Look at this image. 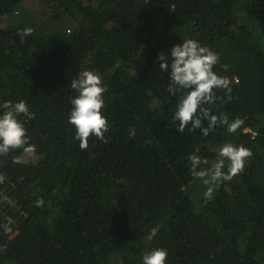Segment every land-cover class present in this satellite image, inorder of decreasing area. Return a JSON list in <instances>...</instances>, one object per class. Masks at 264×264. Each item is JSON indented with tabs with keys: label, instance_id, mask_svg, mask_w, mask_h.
Wrapping results in <instances>:
<instances>
[{
	"label": "trees",
	"instance_id": "trees-1",
	"mask_svg": "<svg viewBox=\"0 0 264 264\" xmlns=\"http://www.w3.org/2000/svg\"><path fill=\"white\" fill-rule=\"evenodd\" d=\"M189 38L232 80L231 100L217 89L205 107L242 119L234 133L172 120L180 93L160 57L170 64ZM85 69L103 76L110 127L81 150L68 117ZM21 100L36 113L20 117L36 152L0 156V225L14 222L0 229V264H143L156 247L167 264H264V0H0V105ZM226 142L252 156L206 200L188 155L199 149L210 167Z\"/></svg>",
	"mask_w": 264,
	"mask_h": 264
},
{
	"label": "clouds",
	"instance_id": "clouds-1",
	"mask_svg": "<svg viewBox=\"0 0 264 264\" xmlns=\"http://www.w3.org/2000/svg\"><path fill=\"white\" fill-rule=\"evenodd\" d=\"M33 31L31 27H27L18 30L17 34L23 41L25 37L31 36ZM170 53L171 63L169 64L167 59L161 56L159 67L169 73L171 81L169 89L172 95L176 96L180 93L172 116L173 122H178L177 130L184 132L187 129L193 132L201 129L202 135L208 136L217 125H224L228 133L236 132L244 124L242 119L236 118L230 121L226 114L216 115L210 108L205 107L215 104L218 99L217 89L224 90L228 100L232 98V80L214 70L220 60L218 53L191 38L174 45ZM223 68L227 71L229 65L225 64ZM71 88L77 92V95L71 100L72 108L68 123L75 126V138L79 141V148L86 150L92 136L107 142L105 133L109 131L110 125L108 118L102 112L106 91L103 76L98 71L85 69L79 73L78 78L72 79ZM0 108L4 110L0 114V156H8L11 152L22 149L23 154L13 156L12 163H23L25 156L36 152V145L30 143L24 121L20 117L34 119L36 113L30 111L24 100L15 103L6 101L0 105ZM205 120L208 122L207 127L203 123ZM189 124L191 128L188 127ZM129 132L132 136L136 134L134 127ZM198 152L199 149L196 153L188 155L190 173L207 186L204 192L206 200L213 198L216 184L230 181L241 174L245 170L248 158L252 156L251 149L243 144L226 142L220 147L217 159L211 162L210 167H202L209 165V161L197 154ZM225 167L227 171H224ZM3 181L4 177L0 176V183ZM35 206L42 208L44 200L42 198L36 200ZM13 223V220L8 218L6 223L0 225V229L4 234H11ZM158 231L159 225L153 227L149 238L156 236ZM3 247L6 248V245ZM167 256L166 248L156 247L145 252L143 264H167Z\"/></svg>",
	"mask_w": 264,
	"mask_h": 264
},
{
	"label": "rangeland",
	"instance_id": "rangeland-1",
	"mask_svg": "<svg viewBox=\"0 0 264 264\" xmlns=\"http://www.w3.org/2000/svg\"><path fill=\"white\" fill-rule=\"evenodd\" d=\"M33 156H26L27 159H34Z\"/></svg>",
	"mask_w": 264,
	"mask_h": 264
}]
</instances>
